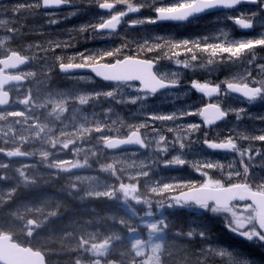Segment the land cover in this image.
Returning a JSON list of instances; mask_svg holds the SVG:
<instances>
[{
	"label": "rangeland",
	"instance_id": "rangeland-1",
	"mask_svg": "<svg viewBox=\"0 0 264 264\" xmlns=\"http://www.w3.org/2000/svg\"><path fill=\"white\" fill-rule=\"evenodd\" d=\"M30 2L33 0L0 3V19L20 20L26 25L23 29L26 35H21L18 30L13 32L14 26L20 27L19 23L0 24V59L15 53L30 61L23 70L9 73L25 77L29 84L7 88L12 101L8 108L0 110V234H9L22 241L21 245L41 251L50 264H160L163 255L172 258L169 264H237L241 258H250L253 264H264V248L228 231L223 215L183 205L172 198L191 188L182 182H199L205 178L188 165L160 167L157 152L160 132L146 127L148 123L161 124L148 121L146 112L171 113L204 106V97L194 94L189 86L191 81L219 82L230 78L237 71L233 65L209 66L216 71L198 66L195 70L183 69L162 57L161 52L149 53V57L161 63V73H181L183 88L171 90L170 96L151 97L146 108L140 109L139 104L127 98L135 94L131 89L102 83L90 74L61 75L56 60L59 51L53 53L46 46H29L54 38L50 33L59 28L70 31L74 36L71 43L78 46L80 52L113 48L125 41L154 39L157 35L174 40L209 37L211 42L216 38L224 39L223 33L227 32L228 38H244L257 34L260 29L241 30L227 21L226 16H235L241 11L248 13L256 6L216 13L182 28L155 24L130 28L122 24L119 33L113 36L100 33L94 36L91 30L81 33L79 28L107 15L95 6L86 7L77 0L76 5L81 6L78 14L62 20L57 24L62 27L55 29L44 24L47 17L42 12L27 16L9 10L17 3ZM159 2L168 4L173 0ZM118 8L125 6L118 5ZM56 14L63 17L67 12ZM154 15L153 11L145 9L125 19ZM65 21L72 25L63 24ZM215 24L221 26L218 28ZM39 31L44 35H39ZM260 54L264 56V51ZM179 58H190V54ZM207 58L206 54H200V60L193 63L206 64ZM112 89L109 97L108 90ZM119 89H124L126 95H121ZM179 100H184L185 105L167 107ZM224 104L246 107L252 116L264 115V103L248 105L242 98L230 96ZM175 123H200L201 139L205 131L212 139L217 132L220 137L226 136L233 126L237 131L251 134L264 126L247 117L237 122L234 115L208 129L197 115L183 116ZM162 128L172 139L173 134L166 132V126ZM132 132L141 135L143 149L121 152L106 149L107 140L125 138ZM238 143L246 146L248 142ZM256 145L259 146V142ZM172 154L178 153L174 150L169 155ZM186 155L190 161L212 158L227 164L239 160L236 154L212 152L201 144H194ZM256 162L259 164L258 157ZM260 171L259 167L254 169V173ZM212 175L223 179L218 171H213Z\"/></svg>",
	"mask_w": 264,
	"mask_h": 264
},
{
	"label": "snow or ice",
	"instance_id": "snow-or-ice-1",
	"mask_svg": "<svg viewBox=\"0 0 264 264\" xmlns=\"http://www.w3.org/2000/svg\"><path fill=\"white\" fill-rule=\"evenodd\" d=\"M76 2L77 0H33L30 3H17L9 10L17 14L26 13L27 16L41 14V10H44L42 15L47 17L44 24L55 26L62 20L71 19L78 14L80 9L75 8ZM79 2L86 7L95 6L107 13L106 16H101L98 22L85 24L79 28L81 33L91 30L94 36L97 33L111 36L117 33L122 24L135 28L159 22H190L201 14L213 10H238L242 4L256 6L248 13L241 11L238 15L226 16L227 21L233 22L241 30L254 31L259 28L260 31L252 36L228 38L227 32H224V39L216 38L209 42L211 39L209 37L174 40L157 35L154 39L125 41L113 48L74 53L67 58V63H64L63 55H56V60L61 70L87 65L81 70H90L96 77L114 85L123 83L124 89H131L135 93L128 96V100L133 104H139L140 109L146 108L149 99L158 93L170 96L171 90L181 86V73L179 71L161 73L157 70L156 59L149 58V53L161 52L162 57L172 60L177 67L183 69L195 70L198 66L216 71L209 66L225 63L233 65L237 71L233 72L230 78L219 82L211 80L200 82L195 79L191 81V89L209 98L210 101L216 97L214 102H208L198 110L146 112L145 116L148 121L161 122L162 127L163 122H173L172 125L166 126V132L173 134L172 139L154 123L150 124L160 132L157 142V152L161 158L159 166L171 168L188 165L205 178L199 182L191 180L182 182L186 187L191 186V195H186L185 200L193 201L203 211L223 215L228 231L264 248V218L261 216L264 212V126L259 127L255 134L237 131L233 126L226 136L220 137L217 132L216 138L212 139L209 138L208 131H205L201 139L198 135L202 127L200 123H175L183 116L197 115L202 119L203 126L211 127L234 115L237 122L247 117L264 125V115L252 116L246 107L224 104V101L233 95L242 98L248 105L264 103V56L260 54L264 51V0H173L168 4L160 3L159 0H143L140 3H133L132 0H79ZM118 5H124L125 8H118ZM62 7L72 10L63 17H57L56 12L47 11ZM145 9L153 11L155 15L125 19L129 14L139 13ZM6 23L12 25L19 23L20 27L14 26L13 32L18 30L21 35H26L23 31L26 25L20 20L0 19V24ZM38 34L44 35L42 31ZM32 44L37 48L46 46L53 53L58 49L73 46L71 41L58 38H48L43 42L30 43L29 46ZM183 54H190V58L181 60L179 57ZM200 54L207 55L206 64L193 63L200 60ZM117 67L121 69L120 73L111 71ZM124 89H119L121 95H126ZM112 94L113 89L108 90L107 95L111 97ZM238 141L248 143L241 146ZM256 142H259V146ZM194 144H201L212 152L236 154L239 160L227 164L212 158L190 161L186 154L192 151ZM174 150L178 154L169 155ZM257 157L259 164L256 162ZM256 167L261 169L259 173H254ZM213 171L220 172L223 179L215 178L212 175ZM233 188L239 191L233 193L231 191ZM237 264H253V260L241 258Z\"/></svg>",
	"mask_w": 264,
	"mask_h": 264
},
{
	"label": "water",
	"instance_id": "water-1",
	"mask_svg": "<svg viewBox=\"0 0 264 264\" xmlns=\"http://www.w3.org/2000/svg\"><path fill=\"white\" fill-rule=\"evenodd\" d=\"M216 11H219V10H213L209 13L216 12ZM174 23H181V22H174ZM27 63L28 61L26 59L21 58L19 55L15 53H11L8 57L0 60V109H4L8 107L11 102V96L8 92L4 91L5 88L24 83V80L21 77L9 76V75H6L5 73L7 71H16L20 69L21 67L25 66ZM86 67L87 66H80V67L74 66V67L68 68L66 71L61 70L60 67L59 69L61 73L63 74L83 72V73H91L94 75V73H92L90 70H81ZM111 71L114 73H120L121 69L117 67L116 69H112ZM96 78L99 80H102L98 77ZM130 147H141L137 139V135L135 133L131 134L127 139H123V140L111 139L107 142V148L112 151H117L123 148H130ZM120 188L124 190L123 186H120ZM231 191L235 193V192H238L239 189L233 188ZM186 195H191L190 190L178 193L177 195L173 197V199L180 201L186 205L195 204L191 200L186 201L185 200ZM261 216L262 218H264V212L261 213ZM0 264H46V261H45L44 256L40 252L33 251L29 247L23 248L17 245L16 243H13L11 241V236L9 235L7 236L0 235Z\"/></svg>",
	"mask_w": 264,
	"mask_h": 264
},
{
	"label": "bare ground",
	"instance_id": "bare-ground-1",
	"mask_svg": "<svg viewBox=\"0 0 264 264\" xmlns=\"http://www.w3.org/2000/svg\"><path fill=\"white\" fill-rule=\"evenodd\" d=\"M89 23H92V22H89ZM88 23V24H89ZM61 27H62V25H60ZM50 34H53L54 35V38H58V39H66V40H69V41H71V40H73L74 39V36L70 33V31L69 30H65V29H62V28H59V30L57 29V30H55L54 32L52 31ZM77 36V35H76ZM113 36V35H112ZM73 45V44H72ZM57 51H59V55H63L64 57H67V56H71L73 53H81L80 51H79V49H78V46H72V47H70V48H67V49H58ZM46 52V51H45ZM49 56V55H48ZM51 59H54V58H51ZM54 61V60H53ZM40 62V61H39ZM45 62H47V61H45ZM43 64H45V63H43ZM53 64V63H52ZM39 66H40V64H39ZM40 67H42V66H40ZM38 68V67H37ZM35 69V68H34ZM44 69V68H43ZM26 71V70H25ZM37 71V70H36ZM46 71V70H45ZM57 72V71H56ZM35 73V72H34ZM45 73V72H44ZM38 74V73H37ZM36 74V75H37ZM43 74V73H42ZM47 73H45V75H46ZM60 74V73H59ZM35 75V74H34ZM45 75H43V76H45ZM88 75V74H87ZM59 77V76H58ZM68 77V76H67ZM92 77V76H91ZM25 78V77H24ZM40 78V77H39ZM72 78V77H71ZM63 79V78H62ZM94 79V78H93ZM64 80V79H63ZM71 80V79H70ZM47 81V80H46ZM60 81H62V80H60ZM65 81V80H64ZM55 84V83H54ZM75 85V84H74ZM38 86V85H37ZM68 86V85H67ZM14 87V86H13ZM75 89V88H74ZM63 91V90H62ZM22 102V101H21ZM82 105V104H81ZM180 106H183V104H181V102H180V100L179 101H177L174 105H173V107H180ZM47 110V109H46ZM144 111V110H143ZM41 113H42V111H41ZM256 113V112H255ZM45 114V113H44ZM46 115V114H45ZM47 116V115H46ZM164 125V127L165 126H167L168 124H163ZM147 126L149 127V130L151 129V130H153L154 128H152L151 127V125L148 123L147 124ZM155 126L157 127V128H161L162 129V131L163 132H165V130H164V128H162V126H161V124L159 123V124H155ZM40 142V141H39ZM40 144V143H39ZM75 149V148H74ZM71 151H73V150H71ZM77 151V150H76ZM33 161H35V160H33ZM36 162V161H35ZM24 165V164H23ZM34 166V165H33ZM36 166V165H35ZM30 167H31V163H30ZM37 167V166H36ZM29 169V168H28ZM100 172V171H99ZM98 171H97V173H99ZM40 174H41V172H40ZM93 174V173H92ZM96 174V173H95ZM38 175V174H37ZM47 177V176H46ZM15 195V194H14Z\"/></svg>",
	"mask_w": 264,
	"mask_h": 264
},
{
	"label": "flooded vegetation",
	"instance_id": "flooded-vegetation-1",
	"mask_svg": "<svg viewBox=\"0 0 264 264\" xmlns=\"http://www.w3.org/2000/svg\"><path fill=\"white\" fill-rule=\"evenodd\" d=\"M242 8V7H241ZM240 8H238V10H239ZM51 11H55V10H51ZM69 10L68 9H61L60 11H57L56 13H63V12H68ZM60 15V14H59ZM199 21V20H198ZM91 22V21H90ZM89 23V22H88ZM87 23V24H88ZM216 25V27H218L219 28V26H221L220 24H215ZM54 27H57V25H55V26H52V28H54ZM221 28V27H220ZM81 46H82V44H81ZM149 57V56H148ZM149 58H151V57H149ZM161 63L159 62V61H157L156 60V67H157V70L159 71L160 69H161ZM59 68V67H58ZM59 70V69H58ZM25 80H26V85H28L29 84V81L25 78ZM26 85H22V86H26ZM119 86H124L123 84H119ZM190 86V85H189ZM183 88V86H180V87H178L177 89H173V91H176V90H178V89H182ZM191 88V87H190ZM193 92H194V94L195 95H197V96H200L201 98H203L204 96L202 95V94H200V93H197L194 89H193ZM161 96V94H157L156 96H154V97H160ZM233 96H235V95H233ZM217 98L216 97H213L212 98V100L210 101L209 100V98H207V97H204V101L206 102V103H208V102H214L215 100H216ZM177 101H175V102H173V104H168L167 105V107H171V106H173L175 103H176ZM180 102H181V104H183V105H185V101L184 100H180ZM147 127V129H149V127L148 126H146ZM161 131H162V129H161Z\"/></svg>",
	"mask_w": 264,
	"mask_h": 264
},
{
	"label": "trees",
	"instance_id": "trees-1",
	"mask_svg": "<svg viewBox=\"0 0 264 264\" xmlns=\"http://www.w3.org/2000/svg\"><path fill=\"white\" fill-rule=\"evenodd\" d=\"M100 174H104V173H100ZM106 175V174H105ZM183 252V251H182ZM184 253V252H183ZM179 257H181V254H178ZM172 258H169L167 259L164 255L160 257V264H169V261L171 260Z\"/></svg>",
	"mask_w": 264,
	"mask_h": 264
}]
</instances>
